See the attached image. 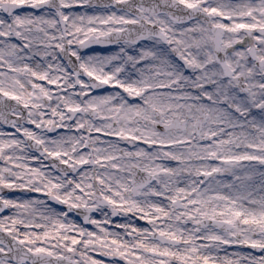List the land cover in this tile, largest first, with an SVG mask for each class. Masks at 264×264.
Wrapping results in <instances>:
<instances>
[{
    "label": "snow or ice",
    "instance_id": "1",
    "mask_svg": "<svg viewBox=\"0 0 264 264\" xmlns=\"http://www.w3.org/2000/svg\"><path fill=\"white\" fill-rule=\"evenodd\" d=\"M0 264H264V0H0Z\"/></svg>",
    "mask_w": 264,
    "mask_h": 264
}]
</instances>
